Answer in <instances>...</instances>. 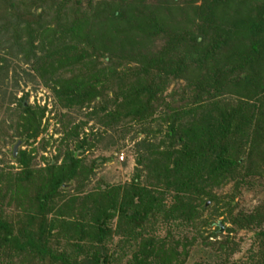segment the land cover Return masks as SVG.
<instances>
[{
	"label": "trees",
	"instance_id": "obj_1",
	"mask_svg": "<svg viewBox=\"0 0 264 264\" xmlns=\"http://www.w3.org/2000/svg\"><path fill=\"white\" fill-rule=\"evenodd\" d=\"M18 1L0 0V82L11 72L14 77V59L21 56L25 64L31 61V71L50 77L41 76L46 83L50 80L45 86L52 87L60 107L81 108L95 102L97 109H90L88 115L100 113L97 122L101 126L120 140L128 133L132 140L139 135L142 138L133 144L135 165L129 182L104 181L103 188L99 182L81 198H66L60 191L75 180L79 183L74 191L82 189L95 168V161L82 165L87 144L77 140V130L83 123L71 127L65 136L76 140L73 148L65 150L60 159L53 157L40 170L29 168L24 152L11 150V161L21 169L15 171L0 162V264L182 261L185 253H178L175 247L184 248L190 242L168 246L170 231L193 227L206 203L215 199L205 189L235 177H264V0H155L151 16L142 13V0H132L133 7L127 11L136 9L139 16L133 17L134 25L128 22L116 36L106 29L100 37L104 9L88 3L89 19L81 16L86 11L80 0H57L59 19L65 16L60 12L76 17L55 32L45 28L48 25L40 21L39 13L32 16V0L26 2L24 14L17 9ZM109 1L114 7L110 18H121L115 8L122 0ZM131 31L136 35H125ZM67 34L69 42L64 43ZM158 34L165 36L166 43L148 50ZM97 44L101 51L111 53V58L116 57L117 63L136 64V55L139 57L137 68L125 66L118 73L114 68L99 70L105 77L97 85L104 88V83H111L115 87L109 110L91 84L93 77L87 76L81 92L80 82H75L73 89L71 86V92L53 88L59 84V79H52L54 74L84 65L86 57L95 54ZM44 45L49 47L47 52ZM41 58L46 64L40 68ZM8 96L11 94L0 86V106ZM15 103L19 133L10 140L27 144L37 135L36 114L25 107L23 98ZM5 117L0 125L9 124L10 118ZM3 129L0 126V139ZM98 138L100 141L101 135ZM108 161L110 158H100L98 164ZM237 167H242L243 176L234 175ZM22 191L32 193L30 198L23 194L25 204L19 200ZM11 203L20 212L8 218L2 204L8 208ZM230 223L238 230L264 224V200L251 215H236ZM162 226L167 233L159 238L154 232ZM211 237L214 232L209 233ZM254 239L264 246V230H258ZM222 245L215 249L217 254H222ZM245 264H264V252L250 255Z\"/></svg>",
	"mask_w": 264,
	"mask_h": 264
},
{
	"label": "rangeland",
	"instance_id": "obj_2",
	"mask_svg": "<svg viewBox=\"0 0 264 264\" xmlns=\"http://www.w3.org/2000/svg\"><path fill=\"white\" fill-rule=\"evenodd\" d=\"M30 1L31 0H19L17 2V9L22 11V13L24 12V8L28 10L26 2L30 3ZM113 1L119 2L118 0ZM125 1L128 3L123 2L122 0L120 5L115 8L116 12L121 14V18L112 20L110 18V12H113L114 7L109 5V0H80L81 9H85L86 11L83 12L81 16L90 19L91 15L87 14L86 7L88 3L93 7L101 10L104 9L105 13L103 15L104 19L102 20V31L101 33H98V37H100L106 29H109L111 34L116 36L119 30L122 31L127 28L125 25H127L128 22L130 25H134L133 17H135V15L139 16L138 13L136 14V9L134 12L127 11V8H130V6L131 8L133 7V1ZM56 2L58 1L52 0V2H50V0H32L34 7H29L32 16L35 11L39 13L40 21H46V24L48 25L45 28L48 30H55V32L59 25H66L76 17L75 15L69 14V12H67V14L60 12V15L65 14V16L64 18L59 19V15L57 17L59 11L55 9ZM142 4L145 5V8H142L141 10L140 7L139 9L145 14V16L150 15L152 9L157 5L155 0H142ZM195 4L198 5L199 1ZM28 16H30V14ZM107 22L108 26L105 25ZM55 32L53 34L54 37ZM123 32L125 33V31ZM125 35L132 37V35L134 36L136 33L131 31ZM157 36V39L153 38L152 44L148 47V50H155L166 43L163 38L165 37L164 35L158 34ZM69 38L70 36L67 34L62 41L68 43ZM105 38V45L109 46V35L107 36L105 34ZM96 48L97 49H95L94 52L95 54H90L89 57H86V62L83 63L84 65L56 72L52 79H59V82L57 81L59 84L53 88L56 92H60L61 89H63V91L71 92V86L73 89L74 83L80 82L82 87L79 90L81 92L84 91L83 88H85L84 84L87 81V76L93 77L90 78L91 84L97 89V93L101 94L99 100L106 102V105H108L107 109L109 110L112 108V104L109 100L113 96L112 93L114 92L115 87L112 86L111 83H104V88L103 84L97 85L98 80H102V78L105 77L99 75V70L102 68L105 70H108V68H114L118 73L123 69L125 70V66L130 67V69L133 68V66L137 68L140 65L139 57L136 55V64L131 62L128 63L124 60L121 61L122 63H117V58H111V53L106 52L103 49L101 51L98 44L96 45ZM47 50H49V47L44 45L43 51L47 52ZM90 51L91 49L87 50L86 54ZM138 53L139 49L136 50V54ZM35 57L38 58V55L36 54ZM28 64H31V61H29ZM28 64H25L21 59V56H17L13 63V66L17 67L14 77L11 72L7 74L6 81L0 82V86L5 89L6 93L11 94L13 97H5V100L7 99V101H5L4 105L0 106V120L3 115H6L5 118L11 119H9L10 122L8 125L3 123V126L2 124L0 125L5 128L3 129L5 130V133L0 139V162H2L3 166L8 164V166L15 168V171L21 169V167H18L10 158L11 150L16 147L15 151L19 149L21 152H24L29 159L28 166L30 169H42L53 157L59 156L60 159L65 150H71L73 148L76 140L65 136H68L66 134L71 127L83 123V127L77 130V140L79 141L83 139L87 144L83 147L84 152L81 155V158L83 159L82 165L89 166L92 161H95L96 165L93 169L92 175L88 177V181L82 183V189L74 191V186H76L78 182V180H75L64 188V192L60 191L61 194L66 198L70 196L81 198L82 195L93 191L94 186L99 182L101 188H103L104 181L109 184L129 182L135 165L133 144L138 138H140V136L142 138V135H139L137 139L132 140V134L128 133L124 135L122 140L118 139L117 134H114L109 128H105L97 122V118L101 116L100 113L95 114L93 117L88 115L91 110L93 111V108H96L95 102H90L87 107L81 108H77V106L67 109L60 107L55 98L56 94L51 91L52 87H50V85H48L50 88L47 87V85L45 86V84H50V80L46 83L41 76H44L47 80L50 79V77H46L44 74L40 76L34 73L30 70ZM42 64L45 65L46 63L42 62L41 58L38 67H45L42 66ZM22 98L25 100V107H29V110L36 114L35 120L38 124L36 137L27 144H23L21 141L15 142V140H10L11 136L15 133H19L18 128H16V126H19L17 125L19 121L16 118L15 110L17 109V103L15 102L22 100ZM99 100L96 99V101ZM18 112L20 113V110H18ZM14 129H16V131ZM97 134L101 135L100 141L98 138L99 135ZM95 140L97 142H95ZM89 145H91V147L87 148ZM77 152L75 155H77ZM100 158H110V161L98 164ZM59 159L57 160L56 165L59 163ZM243 166L245 167V165H242V167ZM241 168L237 167L234 171V175H238L239 177L243 176L245 173ZM236 178L237 177H235L234 181L238 184L234 183V181L225 180L224 182H220L218 186L205 189V191L215 199L211 203H206L205 209L194 219L192 223L193 227L189 226V228L170 231L171 239L167 244L168 246H173L177 241H179V244H182L184 240L190 242V244L187 243L188 245L184 248L180 247V245L175 247L178 253L180 251H184L183 253H185L182 261L181 259H176V264H212L219 261L225 262V264H245L250 255L254 256L259 254L260 251L264 252V246H260L254 239V234L258 230H264V224H261L260 226L251 225L247 229L238 230L230 223V218L236 215L249 216L254 209L261 205L264 200V177L243 180L241 178ZM23 194L28 195L30 198L32 197V193L31 191L20 192L19 200L22 204H25L26 199L25 196L23 197ZM228 204L231 205L230 208L228 207ZM14 206L15 205L11 203L10 207L6 208V206L2 204V210H4L5 213L4 215H7L8 218H13V213L20 212V208ZM114 223L115 219L110 222L111 228L114 227ZM216 227H219L217 231H215ZM166 230V227L162 226L158 227L154 233L157 237L163 238L167 233ZM213 232L215 237L209 238V233ZM191 237H193L194 240L191 239ZM116 240L117 239L115 238L114 241ZM221 243L224 244L222 245ZM219 245H222L221 252L223 255L217 254V251H215ZM217 255L220 258H216ZM121 264H123V262Z\"/></svg>",
	"mask_w": 264,
	"mask_h": 264
},
{
	"label": "water",
	"instance_id": "obj_3",
	"mask_svg": "<svg viewBox=\"0 0 264 264\" xmlns=\"http://www.w3.org/2000/svg\"><path fill=\"white\" fill-rule=\"evenodd\" d=\"M16 146V145H15ZM16 148V147H15ZM15 148L12 149V151H15Z\"/></svg>",
	"mask_w": 264,
	"mask_h": 264
},
{
	"label": "built area",
	"instance_id": "obj_4",
	"mask_svg": "<svg viewBox=\"0 0 264 264\" xmlns=\"http://www.w3.org/2000/svg\"><path fill=\"white\" fill-rule=\"evenodd\" d=\"M120 160H121V158H120Z\"/></svg>",
	"mask_w": 264,
	"mask_h": 264
}]
</instances>
